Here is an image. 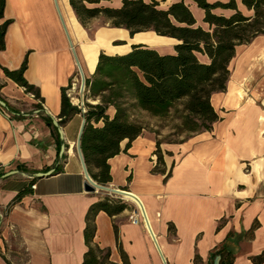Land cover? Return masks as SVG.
Returning a JSON list of instances; mask_svg holds the SVG:
<instances>
[{
  "label": "crops",
  "instance_id": "1",
  "mask_svg": "<svg viewBox=\"0 0 264 264\" xmlns=\"http://www.w3.org/2000/svg\"><path fill=\"white\" fill-rule=\"evenodd\" d=\"M177 1L161 2L160 7L167 9ZM235 1L244 15L253 14L243 0ZM185 3L197 25L208 29L204 11L192 0ZM100 6L120 8L122 0L103 1ZM214 13L230 16L233 11ZM96 20L101 19L91 22ZM6 21L11 23L6 48L0 50V96L16 113L3 108L8 117L0 111V164L5 166L0 172V213H6L0 220V264H82L87 213L112 195L84 190L76 144L85 117L77 114L61 126L65 159L59 156L58 130L46 121H61L63 89L79 72L63 23L88 79L102 52L123 54L132 45L144 44L161 54H173L178 41L152 31L131 36L108 24L91 34L76 18L69 0H6L0 27ZM103 28L114 33L103 38ZM119 31L132 42L120 38ZM110 43L129 49L103 47ZM25 59L24 76L39 89L40 109H35L37 100L3 70H18ZM230 72L226 90L211 97L220 117L211 131L172 143L145 128L128 147L123 141L121 152L109 160L112 181L106 186L141 201L157 241L144 220L131 222V215L141 210L138 203L120 198L129 201V206L122 202L127 210L112 217L102 211L95 222L94 243L111 250L113 263L122 262L120 247L131 264H165L162 255L167 264H212L216 250H224L223 262L231 255L232 264H254L253 259L264 252V34L237 46ZM108 113L114 116L115 110ZM158 141L162 164L157 162ZM56 168L58 173L49 177H35ZM12 171L16 173L5 177ZM27 188L31 192L13 204Z\"/></svg>",
  "mask_w": 264,
  "mask_h": 264
},
{
  "label": "trees",
  "instance_id": "2",
  "mask_svg": "<svg viewBox=\"0 0 264 264\" xmlns=\"http://www.w3.org/2000/svg\"><path fill=\"white\" fill-rule=\"evenodd\" d=\"M69 1L83 27H87L93 19H102L103 24L125 29L131 36L152 31L178 41L173 54H161L144 44L132 45L123 54L108 55L102 52L94 75L86 79L85 85L87 99L96 102L92 104L87 100L84 114L67 95L71 84L63 89L59 124L65 125L77 114L85 117L86 126L81 140L85 164L91 178L105 186L112 181L109 160L121 152L123 141H128V147L145 129L132 120L129 108L140 109L159 119L176 112L180 121L177 127L192 135L211 131L220 119L211 104V97L226 90L231 74L230 63L237 46L249 44L264 34V0H243L244 6L253 11L251 16L244 15L235 0L228 3L192 0L204 11V22L208 24V29L197 25L185 0L172 3L167 9L160 5L168 0H151L148 3L144 0H122L120 8L100 6L103 1L113 0ZM5 5L6 0H0V19L4 17ZM217 9L231 10L233 14L218 15L214 13ZM10 23L6 21L0 27V50L6 48L5 37ZM26 69L27 59L18 70L3 68L9 79L24 88L26 93L39 98V89L29 84L24 76ZM0 99L4 101L1 96ZM110 108L115 110L114 116L109 115ZM4 109L16 113L9 104ZM35 109H40V105H36ZM46 121L54 127L51 118ZM54 130L57 131V128L54 127ZM57 138L62 146L59 134ZM157 147V162L162 164L160 141ZM58 171L59 168H56L55 172ZM30 192L28 188L21 191L13 204ZM127 209L125 203L113 201L109 196L90 207L84 230L87 251L82 264H115L111 261V250L102 249L94 243L96 217L102 211L112 217ZM120 253V264H131L121 247ZM223 253L224 250H216L213 257L221 255V264H232L231 255L223 262ZM199 260L196 256L195 263ZM253 262L263 264L264 252Z\"/></svg>",
  "mask_w": 264,
  "mask_h": 264
},
{
  "label": "rangeland",
  "instance_id": "3",
  "mask_svg": "<svg viewBox=\"0 0 264 264\" xmlns=\"http://www.w3.org/2000/svg\"><path fill=\"white\" fill-rule=\"evenodd\" d=\"M101 26H103V27L107 26V24H103L102 19L89 23L87 25V29H88L89 33L92 34L96 31L97 28H99ZM102 30H103V33H102L103 38H105L107 35H111L112 33H114L112 28H103ZM118 34H119L120 38L126 39L128 43L132 42L129 40L128 37L123 38L124 33L122 31H119ZM93 38H94L93 36L90 37V39H93ZM103 47H106L110 51H112V50L123 51L125 49H129L127 46H123L121 44L116 46V45H114V43L106 44ZM201 59L203 60L202 57H201ZM76 79L79 81V83H78V88H79V85L81 84L80 72H78ZM86 79H88V78L86 77ZM73 98H74V102H77V100H79L78 105H80V106L82 103L86 104L87 100H89V102L92 104H95V102H96L95 100L87 99L85 91H84V94L82 97L80 90H77L75 92V94H73ZM129 113L132 116V120L141 124L146 129H151V130L155 131V133L157 135H161L162 136L161 141L178 143V142H181V141L187 139L188 137L192 136V133L183 131L177 127L180 125V121L177 118L176 112H173L169 117H167L165 119H159V118L152 117L148 113L141 111L140 109H137V108H129ZM101 193L106 195V193H104V192H101ZM110 198L113 201H116L118 203L125 202L128 206L130 204L129 201H122V199H120L122 197H120V196L112 195V197L110 196ZM137 210H138V213H140L141 210L140 211H139V209H137Z\"/></svg>",
  "mask_w": 264,
  "mask_h": 264
},
{
  "label": "water",
  "instance_id": "4",
  "mask_svg": "<svg viewBox=\"0 0 264 264\" xmlns=\"http://www.w3.org/2000/svg\"><path fill=\"white\" fill-rule=\"evenodd\" d=\"M63 25H64L65 31L67 33V36H68V39H69V42H70L74 57H75L76 65H77L78 70H79L80 75H81V94H82V97H83V94H84V91H85V85H86V77H85V74H84V72L82 70L81 63H80V61L78 59V56L76 54L75 48L73 46V43L70 40V37H69V34L67 32L66 26H65L64 23H63ZM0 106L3 107V108H6L7 104H6L5 101L0 99ZM52 121H53V125L58 130V133L60 135L61 140H64L65 139L64 132H63V129L61 128V125L59 124V121L57 119H55V118H52ZM85 126H86V119L83 120L81 129H80V133H79V137H78V140H77V144H76L77 154H78L80 162L82 164L84 175H85V179H86L85 184H84V190L87 193L104 192V193H106L108 195H116V196H120L122 198L127 195V196H130V197H133L135 200L139 201V203L141 204L140 200L136 196H134L133 194H131V193L127 192V191H124V190L115 189V188H111L109 186L98 184L97 182H95L91 178V176L88 173V170H87V167H86V164H85V160H84V156H83V153H82V148H81V140H82V136H83V133H84ZM65 151H66V145L64 143V144H62L61 149H60V153H59L60 158H62L64 156ZM54 172H55V170H50V171H47V172H39V173L35 174V177L36 178L49 177V176L53 175ZM15 173L16 172L12 171V172L6 174L5 177L6 176H11V175H13ZM141 209H142V214L144 216L145 223H146L149 231L151 232L155 242L157 243L156 238H155V236H154V234L152 232L148 217L146 215V212H145L144 207H143L142 204H141ZM162 258H163L164 263L167 264V262H166L165 258L163 257V255H162ZM221 263H222V256L221 255H217L214 258L213 262H212V264H221Z\"/></svg>",
  "mask_w": 264,
  "mask_h": 264
},
{
  "label": "built area",
  "instance_id": "5",
  "mask_svg": "<svg viewBox=\"0 0 264 264\" xmlns=\"http://www.w3.org/2000/svg\"><path fill=\"white\" fill-rule=\"evenodd\" d=\"M78 83H79V81L77 79H75V80L72 81L71 87L67 90V95L71 99L72 104L75 105V106H77L78 108H80L82 110V113L84 114L86 112V109L84 107V103H82L81 106H80V105H78L79 100H77V102H74V98H73V94H75V92L77 90H80V92H81V84L79 85V88H78ZM29 95L31 96V98L37 100V102H38L39 105L43 106L42 101L40 99H38L34 94L29 93ZM0 111L3 112L4 114H6L8 117H10V114H8L3 109V107H1V106H0ZM4 167L5 166H3V165L0 164V172L4 169ZM31 189L32 190H35L36 189V185H32L31 186ZM5 217H6V213L5 212H1L0 213V220L3 221L5 219ZM130 220H131V222L133 224H139L141 222V220H144V216H143V214L140 211V213L131 215ZM144 222H145V220H144Z\"/></svg>",
  "mask_w": 264,
  "mask_h": 264
},
{
  "label": "bare ground",
  "instance_id": "6",
  "mask_svg": "<svg viewBox=\"0 0 264 264\" xmlns=\"http://www.w3.org/2000/svg\"><path fill=\"white\" fill-rule=\"evenodd\" d=\"M125 200H134V201H136L137 203H138V205H139V207H140V209H141V204L139 203V201H137V200H135L133 197H130V196H125V197H123ZM141 202V201H140ZM143 205V204H142ZM144 207V206H143ZM144 210H145V208H144ZM141 212H142V209H141ZM146 212V211H145ZM146 215H147V213H146ZM148 217V216H147ZM149 220V219H148ZM150 223V222H149ZM151 226V225H150ZM152 229V228H151ZM153 232V231H152Z\"/></svg>",
  "mask_w": 264,
  "mask_h": 264
}]
</instances>
